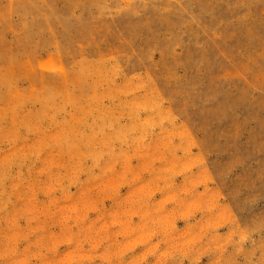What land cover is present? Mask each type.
<instances>
[{"label": "rangeland", "instance_id": "obj_1", "mask_svg": "<svg viewBox=\"0 0 264 264\" xmlns=\"http://www.w3.org/2000/svg\"><path fill=\"white\" fill-rule=\"evenodd\" d=\"M0 264H264V0H0Z\"/></svg>", "mask_w": 264, "mask_h": 264}]
</instances>
